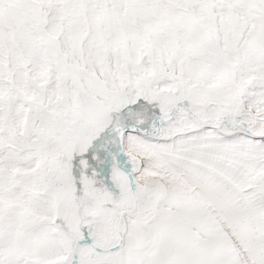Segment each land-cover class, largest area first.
Returning <instances> with one entry per match:
<instances>
[{
    "label": "snow or ice",
    "instance_id": "1",
    "mask_svg": "<svg viewBox=\"0 0 264 264\" xmlns=\"http://www.w3.org/2000/svg\"><path fill=\"white\" fill-rule=\"evenodd\" d=\"M0 264H264V0H0Z\"/></svg>",
    "mask_w": 264,
    "mask_h": 264
}]
</instances>
